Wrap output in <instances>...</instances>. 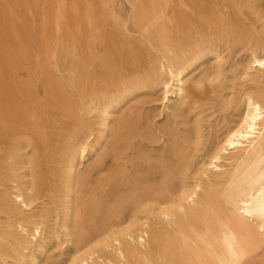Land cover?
Returning a JSON list of instances; mask_svg holds the SVG:
<instances>
[{
  "label": "bare ground",
  "instance_id": "6f19581e",
  "mask_svg": "<svg viewBox=\"0 0 264 264\" xmlns=\"http://www.w3.org/2000/svg\"><path fill=\"white\" fill-rule=\"evenodd\" d=\"M48 1L36 26L33 0H0V260L50 264L66 245L63 264H264V41L237 39L248 87L202 156L201 119L182 139L132 105L153 94L181 115L189 86L222 74L227 10L264 0H211L185 33L186 0H125V17L116 0ZM129 31L159 54L142 76L122 66Z\"/></svg>",
  "mask_w": 264,
  "mask_h": 264
},
{
  "label": "rangeland",
  "instance_id": "374dc122",
  "mask_svg": "<svg viewBox=\"0 0 264 264\" xmlns=\"http://www.w3.org/2000/svg\"><path fill=\"white\" fill-rule=\"evenodd\" d=\"M33 8L36 11V17L32 20V24L39 25L40 9L43 7L40 0H33ZM211 0H186L188 8L183 13L175 6V15L181 19V24L184 33L187 30H193L198 26L199 18H196L194 9L197 13L199 10L208 11ZM48 6L54 8V0L48 1ZM23 8V6H21ZM116 9L120 10L122 17L129 10V5L125 0H116ZM226 18L231 21L230 28L225 30L228 32V44L223 46L221 50L224 56V66L222 74L216 81H205L198 88L189 86L190 99L188 104L183 108V113L176 118L167 116V113L162 109L161 101L157 95H142L134 100L133 104L137 107V112L146 120V126L151 125L161 127L165 124L171 125L174 129L179 130L180 138L185 139L186 134L183 132L189 131L192 121L201 119L204 123V137L202 145L190 147V155L202 156L205 153L206 144L214 137V134H221L225 124L236 115L238 104L233 100L231 104L225 105L227 100L235 99L238 92L248 87V84L242 82L239 78V71L235 63L240 62L245 55V48L237 44V39L241 44H255L264 41V1L263 5L256 12L244 10L239 13L237 9H229L226 12ZM118 38V37H116ZM120 39V38H118ZM124 42V50L122 52V66L125 70H131L135 64L140 67V75L152 68L159 57L156 49H151L144 38L135 31H129L122 39ZM236 42V44H234ZM130 54H139L141 57L137 63L133 62ZM114 78V77H113ZM116 79V77H115ZM113 81V79L111 80ZM210 136V137H209ZM207 141V143H206ZM166 145H168L166 143ZM158 149L160 147H157ZM156 148V149H157ZM150 221L153 216H150ZM3 217L0 215V223ZM72 255V252L67 250V246L54 248L50 254V264H63ZM103 259L109 258L106 253L99 254ZM5 262V263H3ZM0 264H15L10 258H3Z\"/></svg>",
  "mask_w": 264,
  "mask_h": 264
}]
</instances>
